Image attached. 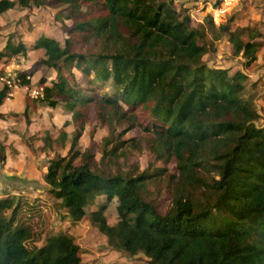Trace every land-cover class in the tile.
I'll return each mask as SVG.
<instances>
[{"label":"trees","instance_id":"trees-1","mask_svg":"<svg viewBox=\"0 0 264 264\" xmlns=\"http://www.w3.org/2000/svg\"><path fill=\"white\" fill-rule=\"evenodd\" d=\"M32 2L69 7L68 36L62 44L41 33L33 47L8 40L0 56L43 50L42 64L58 74L43 100L63 103L78 126L68 155L49 161L45 182L69 220L87 218L109 246L148 264H264V124L257 125L261 115L245 97L248 75L205 60L213 49L207 26H192L173 0H0V14ZM208 19L213 38L228 36L247 65L258 59L257 28ZM93 41L101 42L100 52H84ZM79 72L89 85H80ZM8 90L0 89V117ZM92 107L110 131L99 163L80 146ZM135 127L141 136L123 137ZM54 141L47 136L42 150ZM142 146L154 157L151 166L122 169L119 160ZM151 182L170 197L164 213ZM98 195L117 199L116 223L108 221L107 204L87 209ZM20 207L14 193L0 198V264H82L68 231L30 248L29 230L16 226Z\"/></svg>","mask_w":264,"mask_h":264},{"label":"rangeland","instance_id":"rangeland-1","mask_svg":"<svg viewBox=\"0 0 264 264\" xmlns=\"http://www.w3.org/2000/svg\"><path fill=\"white\" fill-rule=\"evenodd\" d=\"M173 1L179 11L189 13L192 26L201 24L207 26L206 39L213 49L204 58L210 66L228 69L230 74L242 70L248 75L244 83L245 97L253 99V108L261 115L257 125H263L264 0ZM68 15L69 7L57 6L53 2L49 4L40 2L39 5L32 2L29 8L16 6L1 13L0 50L4 49L8 40L15 46L23 42L33 47L41 33L54 37L63 44L68 36L67 27L71 23ZM209 16L213 17L217 25L230 23L234 28L246 26L257 28L260 33L256 38L260 46L258 59L247 65L245 57L234 54L228 36L213 38L208 27ZM101 48V42L93 41L84 47V52L99 53ZM43 53V50L32 49L24 55L0 56V88L7 86L9 90L6 99H15L19 104L17 109L4 107L0 117V198L14 193L21 199V207L16 215V226H23L29 230L30 248L40 247L50 234L55 235L63 230L74 236L80 247L82 264H148L143 256H129L109 246L107 237L87 218L79 221L69 220L66 209L59 207L60 200L49 191V186L45 182L49 161L68 155L72 135L78 123L72 121L71 113L63 103L53 107L43 100L44 86L52 85L54 79L58 77L55 70L48 69L42 64ZM51 70L52 73L49 74ZM21 73L25 74V80L29 83L23 82ZM79 73L80 85H89L87 83L89 76ZM44 79L47 80L45 84L42 83ZM94 91L98 97V89ZM96 112V107H92L80 138V146L82 150L90 148L96 154L99 163L102 138L110 131L96 117ZM137 112L140 120H143L144 111L139 108ZM118 130L121 132L123 127H119ZM63 132H67V140L62 139ZM125 133L124 138H137L142 135V130L135 127ZM50 134L55 138L53 148L46 145L45 150H42L44 139ZM127 155L128 158L119 160L122 169L134 164L145 170L154 161L146 146L137 150L130 149ZM156 166H162V163L157 162ZM168 166L171 172H174L176 161L172 160ZM148 188L156 194L159 211L164 213L170 203L169 195L164 192L165 188L159 189L161 190L159 193L158 187L152 182ZM98 204L108 205L106 215L111 224L118 221L117 199L108 202L107 196L98 195L87 209H95Z\"/></svg>","mask_w":264,"mask_h":264},{"label":"crops","instance_id":"crops-1","mask_svg":"<svg viewBox=\"0 0 264 264\" xmlns=\"http://www.w3.org/2000/svg\"><path fill=\"white\" fill-rule=\"evenodd\" d=\"M0 89H2V88H0ZM19 91V90H18ZM17 91V92H18ZM18 102H17V100H15V99H11V98H8V99H6L5 100V102H4V104H3V107H2V109H1V113H3V109H4V107H6V106H9L11 109H17V107H18Z\"/></svg>","mask_w":264,"mask_h":264}]
</instances>
